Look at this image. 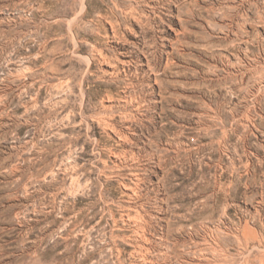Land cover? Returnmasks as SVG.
<instances>
[{
	"label": "rangeland",
	"instance_id": "rangeland-1",
	"mask_svg": "<svg viewBox=\"0 0 264 264\" xmlns=\"http://www.w3.org/2000/svg\"><path fill=\"white\" fill-rule=\"evenodd\" d=\"M0 264H264V0H0Z\"/></svg>",
	"mask_w": 264,
	"mask_h": 264
},
{
	"label": "bare ground",
	"instance_id": "bare-ground-1",
	"mask_svg": "<svg viewBox=\"0 0 264 264\" xmlns=\"http://www.w3.org/2000/svg\"><path fill=\"white\" fill-rule=\"evenodd\" d=\"M86 8V6L85 5H83V9H85Z\"/></svg>",
	"mask_w": 264,
	"mask_h": 264
}]
</instances>
